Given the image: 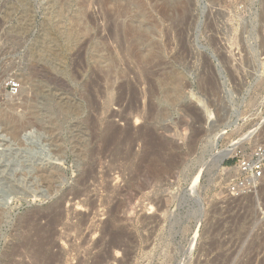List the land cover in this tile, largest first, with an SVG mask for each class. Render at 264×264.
<instances>
[{"label":"rangeland","instance_id":"obj_1","mask_svg":"<svg viewBox=\"0 0 264 264\" xmlns=\"http://www.w3.org/2000/svg\"><path fill=\"white\" fill-rule=\"evenodd\" d=\"M234 143L264 144V0H0V264H264Z\"/></svg>","mask_w":264,"mask_h":264},{"label":"built area","instance_id":"obj_2","mask_svg":"<svg viewBox=\"0 0 264 264\" xmlns=\"http://www.w3.org/2000/svg\"><path fill=\"white\" fill-rule=\"evenodd\" d=\"M18 83L12 82L10 90L16 92ZM234 165L227 168L233 169V174L225 185L226 193L232 197L253 194L264 182V144H259L250 151L238 150Z\"/></svg>","mask_w":264,"mask_h":264},{"label":"bare ground","instance_id":"obj_3","mask_svg":"<svg viewBox=\"0 0 264 264\" xmlns=\"http://www.w3.org/2000/svg\"><path fill=\"white\" fill-rule=\"evenodd\" d=\"M130 3V2H129ZM126 6H128V5H126ZM3 113V112H2ZM8 115V114H7ZM2 116H3V114H2ZM14 116V115H13ZM5 118V117H4ZM14 119V118H13ZM3 120V119H2ZM7 120V119H6ZM5 120V121H6ZM17 120H18V118H17ZM11 124V123H10ZM17 125V124H16ZM26 127V126H25ZM4 128V127H3ZM10 128H12V130L14 129V127H10ZM17 128V127H16ZM19 129V128H18ZM16 130V129H15ZM8 131H9V128H8ZM23 131V130H22ZM6 132V131H5ZM12 132V131H11ZM20 132V131H19ZM32 132V131H31ZM22 133V132H21ZM20 133V134H21ZM33 133V132H32ZM31 133V134H32ZM11 134V133H10ZM19 134V135H20ZM34 135V134H33ZM6 136V135H5ZM248 137L247 138H249L250 137V135H247ZM7 138V137H6ZM22 138H24V137H22ZM246 138V139H247ZM29 139V138H28ZM12 140V139H11ZM16 140V139H15ZM30 140V139H29ZM245 140V139H244ZM248 140V139H247ZM23 141H25V140H23ZM242 143V142H241ZM241 146H243V145H241ZM241 146H240V144L239 143H234V144H232L230 147L228 146L227 148H225V150H221V151H219L218 153H216V160H218L217 162V167H220L221 166V162L223 161V159L224 158H226L227 156H229V155H232V154H234V153H236L238 150H239V148H241ZM7 150V149H6ZM22 150V149H21ZM25 150V149H24ZM33 150V149H32ZM31 150V152H33ZM6 152V151H5ZM8 152V151H7ZM18 152V151H17ZM30 152V153H31ZM38 152V151H37ZM10 153V152H9ZM49 153V152H48ZM47 153V154H48ZM33 154V153H32ZM1 155V154H0ZM4 155V154H3ZM6 155V154H5ZM30 156H31V154H29ZM50 155V154H49ZM47 156V155H46ZM33 157V156H32ZM2 158H3V156H2ZM7 158V157H6ZM56 158V157H55ZM54 158V159H55ZM42 159V165H43V163H44V160H45V162H46V159H47V157H46V159H45V157L44 158H41ZM27 160V159H26ZM53 160V158H52V156H49V159L47 160L48 162L47 163H45L44 165L47 167L46 168V171L47 172H51V169L50 168H48V167H50L53 163H55V162H53L52 161ZM59 160V159H58ZM17 161V160H16ZM41 161V160H40ZM59 162H61V161H59ZM10 163V162H9ZM12 163V162H11ZM11 165V164H10ZM38 165V164H37ZM60 165V164H59ZM4 166V165H3ZM36 166V165H35ZM44 166V167H45ZM40 167V165L38 166V168ZM25 168V167H24ZM34 168V167H33ZM4 169H6V167L4 168ZM11 169V168H10ZM26 169V168H25ZM40 169V168H39ZM43 169V168H42ZM50 169V170H49ZM58 169V168H57ZM56 169V170H57ZM12 170V169H11ZM2 171V170H1ZM43 172V171H42ZM46 172V173H47ZM55 172V171H54ZM2 173V172H1ZM39 173V172H38ZM52 174V173H51ZM48 175H49V173H48ZM3 177V176H2ZM35 177V176H34ZM1 178V177H0ZM35 179V178H34ZM2 180V179H1ZM23 180V179H22ZM21 180V181H22ZM1 182V181H0ZM6 182V181H5ZM3 183V182H2ZM1 183V184H2ZM195 183H196V181H195ZM5 184V183H4ZM24 184V183H23ZM7 185V184H6ZM4 191V190H3ZM21 192V191H20ZM14 193V192H13ZM12 193L10 192V194L9 193H7V194H5L4 196H2L1 198H0V209H5V208H7L8 207V205L14 200V199H16V198H22V196L20 195H14V196H12L11 195ZM25 194V193H24ZM26 195V194H25ZM32 195V194H31ZM30 195V196H31ZM42 195V194H41ZM1 196V195H0ZM33 196H36L35 194L33 195ZM42 196H46V197H48V195H45V194H43ZM24 198V197H23ZM33 198V197H32ZM34 199H35V197H34ZM2 215V214H1ZM0 215V216H1Z\"/></svg>","mask_w":264,"mask_h":264}]
</instances>
